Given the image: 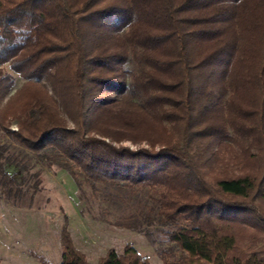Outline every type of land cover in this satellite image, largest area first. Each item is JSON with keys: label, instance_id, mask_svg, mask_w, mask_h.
<instances>
[{"label": "trees", "instance_id": "16d2710c", "mask_svg": "<svg viewBox=\"0 0 264 264\" xmlns=\"http://www.w3.org/2000/svg\"><path fill=\"white\" fill-rule=\"evenodd\" d=\"M0 131L6 162L141 195L122 225L159 227L163 264H264V0H0ZM60 244L89 264L67 223ZM97 264L150 262L128 245Z\"/></svg>", "mask_w": 264, "mask_h": 264}, {"label": "rangeland", "instance_id": "374dc122", "mask_svg": "<svg viewBox=\"0 0 264 264\" xmlns=\"http://www.w3.org/2000/svg\"><path fill=\"white\" fill-rule=\"evenodd\" d=\"M5 70L15 78L14 91L20 88L25 81L8 66ZM11 128L17 129L16 125ZM0 147L7 148L0 168L15 182L13 187L20 189L17 198L8 199L0 185V264H60V232L65 223L89 264H97L109 249L122 253L128 245L150 264H163L161 249L174 245L157 231L159 227L145 223L150 233L146 236L122 225L121 216L144 209L141 195L131 202L112 189L98 186L94 190L81 175L75 178L63 169L53 156L44 159L29 154V158L18 159L19 165L6 162V156H17L20 149L1 131ZM109 193L120 197L111 198ZM175 253L181 254L178 249Z\"/></svg>", "mask_w": 264, "mask_h": 264}, {"label": "built area", "instance_id": "2783aa9c", "mask_svg": "<svg viewBox=\"0 0 264 264\" xmlns=\"http://www.w3.org/2000/svg\"><path fill=\"white\" fill-rule=\"evenodd\" d=\"M133 148V147H132Z\"/></svg>", "mask_w": 264, "mask_h": 264}]
</instances>
